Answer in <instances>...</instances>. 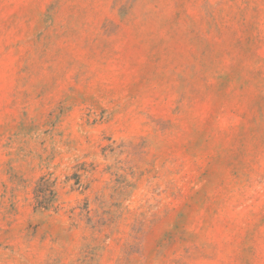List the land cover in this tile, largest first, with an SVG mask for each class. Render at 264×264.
<instances>
[{
    "label": "rangeland",
    "instance_id": "374dc122",
    "mask_svg": "<svg viewBox=\"0 0 264 264\" xmlns=\"http://www.w3.org/2000/svg\"><path fill=\"white\" fill-rule=\"evenodd\" d=\"M0 264H264V0H0Z\"/></svg>",
    "mask_w": 264,
    "mask_h": 264
},
{
    "label": "trees",
    "instance_id": "16d2710c",
    "mask_svg": "<svg viewBox=\"0 0 264 264\" xmlns=\"http://www.w3.org/2000/svg\"><path fill=\"white\" fill-rule=\"evenodd\" d=\"M46 196V189L41 188V187H36L34 191V198L36 200L37 207L43 206V200L45 199Z\"/></svg>",
    "mask_w": 264,
    "mask_h": 264
}]
</instances>
